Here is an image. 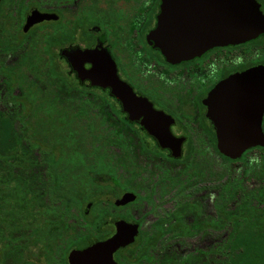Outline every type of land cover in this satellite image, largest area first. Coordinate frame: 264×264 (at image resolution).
<instances>
[{
	"label": "flooded vegetation",
	"instance_id": "obj_1",
	"mask_svg": "<svg viewBox=\"0 0 264 264\" xmlns=\"http://www.w3.org/2000/svg\"><path fill=\"white\" fill-rule=\"evenodd\" d=\"M251 2V16L233 19L232 0H0V110L58 111L51 119L72 128L67 149L82 160L61 161L64 198L42 194L47 205L67 206L68 233H55L54 215L48 230L0 233V264H69L72 252L105 242L119 228L136 234L112 253V264H191L172 243L205 233L214 264L215 233H235L231 215L247 191L263 195L264 148L226 158L214 124L216 102L230 103L238 115L263 93V79L252 75L230 95L213 97L230 78L264 68V0ZM31 14L41 20L28 23ZM159 25L165 41L176 29L177 43L206 48L169 61L153 40ZM92 51L110 60L146 111L127 113L109 88L80 78L77 70L89 72L92 64L78 55ZM9 87L13 95L31 89L38 98L3 99ZM260 126L264 135V109ZM58 150L48 151L54 162ZM33 154L40 162L41 151Z\"/></svg>",
	"mask_w": 264,
	"mask_h": 264
},
{
	"label": "trees",
	"instance_id": "obj_2",
	"mask_svg": "<svg viewBox=\"0 0 264 264\" xmlns=\"http://www.w3.org/2000/svg\"><path fill=\"white\" fill-rule=\"evenodd\" d=\"M11 79L8 80L11 82ZM9 88L3 95L9 101L35 102L38 98L31 89L13 95ZM40 113H45V110H0V233L48 230L51 228L48 225L51 215H54L55 233H68L64 217L67 206L64 203L47 205L42 200V194L50 191L56 198L65 197L67 172L60 161L63 158L60 156L59 161L54 162L48 151L57 145L63 154L67 145L57 140L50 141L41 134L44 125L56 123ZM64 126L66 129L62 127L59 133L67 135L69 128ZM35 150L41 151L40 162L33 154ZM36 165H40L43 174H36ZM262 174V197L259 199L247 191L244 203L236 206V213L231 215L235 233H215L214 264H264V166ZM37 180L45 186L34 187ZM251 197L258 203L251 204ZM203 264H209L207 257Z\"/></svg>",
	"mask_w": 264,
	"mask_h": 264
},
{
	"label": "water",
	"instance_id": "obj_3",
	"mask_svg": "<svg viewBox=\"0 0 264 264\" xmlns=\"http://www.w3.org/2000/svg\"><path fill=\"white\" fill-rule=\"evenodd\" d=\"M252 0H232L231 8L233 19L239 18L242 15H252L253 4ZM41 20V16L31 14L28 17V23ZM161 23V21H160ZM247 32L257 31L255 28H238ZM168 39L164 40L162 28L159 25L153 40L156 47L159 48L164 56L169 61H178L197 55L201 50L206 48L202 45H194L187 43H177V30H168ZM235 38V37H233ZM97 52H85L79 54L83 60L99 59ZM101 62L103 73L91 74L89 72H82L77 70L80 78L89 79L93 85L103 88H109L113 96H116L122 103L124 110L130 114H137L138 112L146 111L144 102L135 97L126 86L119 82L116 78L113 65L110 60L104 56ZM255 76L263 79V93H258L260 100L254 106L242 110L238 115H234L230 103L222 101L214 104L216 116L214 117V124L217 134V149L221 155L231 160H236L248 149L254 147L264 148V135L261 132L260 119L264 109V68L254 70L252 73L235 76L218 86L217 92L213 97L220 95H230L233 93V87L242 85L244 81L250 77ZM241 96H245L243 91L239 92ZM263 94V95H262ZM263 96V100L261 97ZM166 142H161L164 144ZM127 196L123 197L120 204L127 202ZM127 229V228H126ZM124 229L119 228V233H115L113 237L101 243H92L90 246L81 252H72L69 256V264H112V253L120 247L127 246L133 242L136 233H122ZM93 250H95L93 252ZM85 253H92L88 257H84ZM84 257V258H82Z\"/></svg>",
	"mask_w": 264,
	"mask_h": 264
},
{
	"label": "rangeland",
	"instance_id": "obj_4",
	"mask_svg": "<svg viewBox=\"0 0 264 264\" xmlns=\"http://www.w3.org/2000/svg\"><path fill=\"white\" fill-rule=\"evenodd\" d=\"M5 96H3L2 98L4 99ZM44 118L52 120V117H58L59 112L58 111H47L45 110V113H40ZM53 124V123H52ZM64 127L66 129V127L64 125H57V124H53V125H44L43 128L40 130L41 134H44L46 136V138L50 141H61L64 142L66 145H71L70 140H67V136L65 134H61L59 133L61 128ZM69 128V127H68ZM72 128H69V131ZM70 148V146H69ZM67 149L66 152H64L63 154H61L62 158L60 161H64V163H67L68 161H70V165L72 164H81V158L80 155L78 154H74L72 152L71 149ZM64 163H62V165H65ZM222 164L220 162L217 161V169L220 168L219 165ZM69 165V164H68ZM81 172H76V173H72V177H75L78 181L81 179ZM217 234H215V242H216V237ZM175 242V241H174ZM174 242L172 243L173 245L176 246H180L178 248V256H189L191 257L190 260H188L191 264H194L193 262H200L201 264L204 262V259L206 260V257L208 258V256H206V252L209 249V244H210V240H209V236L208 234H203L201 236H199L198 238H190L189 240H181V241H176L175 244ZM199 251V252H198ZM193 255H198V256H193ZM193 257V258H192ZM180 260V258H179Z\"/></svg>",
	"mask_w": 264,
	"mask_h": 264
},
{
	"label": "snow or ice",
	"instance_id": "obj_5",
	"mask_svg": "<svg viewBox=\"0 0 264 264\" xmlns=\"http://www.w3.org/2000/svg\"><path fill=\"white\" fill-rule=\"evenodd\" d=\"M91 64H92V71L91 74L96 75V74H102L103 73V68L101 65V62L98 59H91ZM95 250H93L94 252ZM92 253H85L84 257H88L90 256ZM82 257V258H84ZM77 264H79V262L77 261Z\"/></svg>",
	"mask_w": 264,
	"mask_h": 264
}]
</instances>
